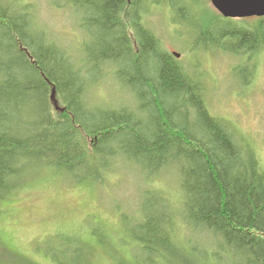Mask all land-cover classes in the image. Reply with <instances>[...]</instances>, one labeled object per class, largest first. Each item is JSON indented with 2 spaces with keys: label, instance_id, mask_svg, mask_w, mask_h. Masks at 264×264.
Returning <instances> with one entry per match:
<instances>
[{
  "label": "trees",
  "instance_id": "trees-1",
  "mask_svg": "<svg viewBox=\"0 0 264 264\" xmlns=\"http://www.w3.org/2000/svg\"><path fill=\"white\" fill-rule=\"evenodd\" d=\"M69 1L88 40L76 55L33 5L0 0V213L32 185L104 187L133 168L153 184L141 201L114 224L99 219L89 233L40 247L51 264H86L98 248L115 264H264V167L145 23L153 6L188 18L181 11L196 0ZM189 28L197 42L222 38ZM228 31L257 45L248 31ZM107 84L116 98L95 93ZM6 247L0 232V264L17 261Z\"/></svg>",
  "mask_w": 264,
  "mask_h": 264
},
{
  "label": "rangeland",
  "instance_id": "rangeland-1",
  "mask_svg": "<svg viewBox=\"0 0 264 264\" xmlns=\"http://www.w3.org/2000/svg\"><path fill=\"white\" fill-rule=\"evenodd\" d=\"M9 1L17 7L25 2L33 5L42 28L50 31L54 42L67 45L70 54H79L81 43L88 41L79 26L81 16L69 0ZM181 12L188 18L181 17L177 8L153 6L145 23L159 38L162 48L178 53L177 58L188 72L200 79L211 111L227 123L236 138L244 137L243 143L250 144L264 167V47L260 43L264 39V18H224L210 0H196ZM191 24L204 27L210 36L222 38L214 44L210 40L197 42L193 26L189 28ZM229 29L250 32L256 40L249 41L251 46L257 45L251 49L238 39L232 40ZM95 93L110 100L119 95V90L107 84ZM149 184L153 185L145 183ZM145 185L133 168H121L104 187L79 188L51 181L14 195L0 213L2 238L17 260L12 264H51L43 249L62 241L67 243L79 229L89 233V229L101 224L99 219L114 224L122 211L141 201L140 191ZM81 225L84 227L78 228ZM86 264L115 263L108 252L98 248Z\"/></svg>",
  "mask_w": 264,
  "mask_h": 264
},
{
  "label": "water",
  "instance_id": "water-1",
  "mask_svg": "<svg viewBox=\"0 0 264 264\" xmlns=\"http://www.w3.org/2000/svg\"><path fill=\"white\" fill-rule=\"evenodd\" d=\"M210 2L223 17L264 16V0H210ZM175 55L178 56L176 53ZM54 104L57 105L56 102Z\"/></svg>",
  "mask_w": 264,
  "mask_h": 264
}]
</instances>
